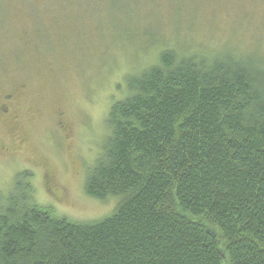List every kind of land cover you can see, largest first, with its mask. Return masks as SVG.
<instances>
[{
	"label": "trees",
	"instance_id": "1",
	"mask_svg": "<svg viewBox=\"0 0 264 264\" xmlns=\"http://www.w3.org/2000/svg\"><path fill=\"white\" fill-rule=\"evenodd\" d=\"M74 223L37 204L25 172L0 205V264H264V58L181 55L126 78Z\"/></svg>",
	"mask_w": 264,
	"mask_h": 264
},
{
	"label": "rangeland",
	"instance_id": "2",
	"mask_svg": "<svg viewBox=\"0 0 264 264\" xmlns=\"http://www.w3.org/2000/svg\"><path fill=\"white\" fill-rule=\"evenodd\" d=\"M181 55L264 58V0H0V205L25 172L37 204L74 223L115 210L85 192L126 78Z\"/></svg>",
	"mask_w": 264,
	"mask_h": 264
},
{
	"label": "flooded vegetation",
	"instance_id": "3",
	"mask_svg": "<svg viewBox=\"0 0 264 264\" xmlns=\"http://www.w3.org/2000/svg\"><path fill=\"white\" fill-rule=\"evenodd\" d=\"M13 96L12 95H4L0 99V120L4 119L8 116L10 109H9V103L12 101Z\"/></svg>",
	"mask_w": 264,
	"mask_h": 264
}]
</instances>
